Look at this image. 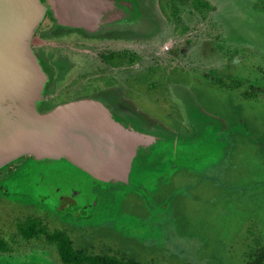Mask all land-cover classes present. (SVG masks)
<instances>
[{
	"label": "rangeland",
	"instance_id": "obj_1",
	"mask_svg": "<svg viewBox=\"0 0 264 264\" xmlns=\"http://www.w3.org/2000/svg\"><path fill=\"white\" fill-rule=\"evenodd\" d=\"M208 1V11L173 25L156 47L137 49L130 68L140 74L160 64L158 83L174 78L192 88V96L163 97L167 109L158 113L185 133L139 147L127 182L94 183L63 160L16 161L0 172L1 190L12 197L0 195V220L28 213L60 228L44 205L77 190L87 214L63 228L76 247L143 264H245L249 248L264 244V92L240 94L263 81L264 0ZM235 48L241 52L227 58ZM205 73L245 83L223 87ZM25 254L22 264H63L43 238Z\"/></svg>",
	"mask_w": 264,
	"mask_h": 264
},
{
	"label": "flooded vegetation",
	"instance_id": "obj_2",
	"mask_svg": "<svg viewBox=\"0 0 264 264\" xmlns=\"http://www.w3.org/2000/svg\"><path fill=\"white\" fill-rule=\"evenodd\" d=\"M108 1L109 6L102 12L103 23L98 30L88 31L81 27L62 26L51 15H47L35 32L37 50L53 78L49 91L52 101L58 102L82 94H95L112 116L124 126L154 136V140L149 144L138 146L137 154L139 147H146L162 139L163 133L168 132L175 137L182 134L183 131L168 127L158 113L162 108L167 109L163 97H177L183 94L192 96L193 90L189 85L186 87L181 80L174 78L164 84L158 83L154 77L160 71V64H155L157 66L154 69L147 65V69H143L145 73H131L136 50L156 47L168 29L177 23L181 24L186 17H190L192 21L198 11L188 6L189 0ZM188 26L191 33L196 28L193 24ZM22 159L36 162L27 157L19 160ZM82 172L94 183L100 181ZM1 187L0 195L10 200V192L6 188L2 191ZM56 190L59 192V187H56ZM77 192L75 190L73 194L60 193L55 207L47 208L48 206L44 205L47 212L57 215L62 223L59 229L68 230V225L76 223L74 217L87 214V207L77 203ZM7 210L3 208L1 214L6 215ZM29 217L37 218L49 231L56 229H49L47 225H50H45L38 215H16L9 221L2 218L0 264H22L21 258L28 251L31 252L33 242L39 238L46 241L44 233L40 237L23 235L24 229L29 230L24 225ZM38 226L35 224L32 229L37 230ZM47 243L54 247L53 244Z\"/></svg>",
	"mask_w": 264,
	"mask_h": 264
},
{
	"label": "water",
	"instance_id": "obj_3",
	"mask_svg": "<svg viewBox=\"0 0 264 264\" xmlns=\"http://www.w3.org/2000/svg\"><path fill=\"white\" fill-rule=\"evenodd\" d=\"M108 0H0V170L21 158L68 161L103 182H127L139 145L154 136L116 120L95 94L58 102L35 32L59 25L100 29Z\"/></svg>",
	"mask_w": 264,
	"mask_h": 264
},
{
	"label": "trees",
	"instance_id": "obj_4",
	"mask_svg": "<svg viewBox=\"0 0 264 264\" xmlns=\"http://www.w3.org/2000/svg\"><path fill=\"white\" fill-rule=\"evenodd\" d=\"M188 4L200 13L208 11L212 7L208 0H189ZM240 52L241 50L235 48L233 51H226V56L231 59L235 54ZM205 75L212 82L223 87H240L245 83L242 79L238 78L225 80L221 75L214 73H205ZM263 92L264 77L261 84L247 83L240 90V94L244 98H255L259 93ZM35 224L39 225L37 230L32 229ZM24 225L29 229L28 231L25 229L22 231L24 236L37 235L40 237L44 233L46 241L54 245L63 264H143L135 257L127 256L124 253L94 252L86 247H76L65 230L56 228L49 231L44 225H41V222L37 218L29 217ZM245 264H264V244L257 243L249 248L246 253Z\"/></svg>",
	"mask_w": 264,
	"mask_h": 264
}]
</instances>
